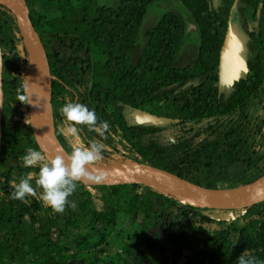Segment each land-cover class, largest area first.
I'll list each match as a JSON object with an SVG mask.
<instances>
[{
  "label": "trees",
  "instance_id": "16d2710c",
  "mask_svg": "<svg viewBox=\"0 0 264 264\" xmlns=\"http://www.w3.org/2000/svg\"><path fill=\"white\" fill-rule=\"evenodd\" d=\"M25 1L48 56L55 131L68 154L74 141L63 131L59 110L72 101L110 125L97 165L148 164L209 189L264 177V0ZM162 1L190 10L197 45L189 43L190 27L178 12L142 28L150 6ZM235 19L246 38L247 70L229 83L220 61ZM0 45V264H237L245 252L264 264V201L203 209L147 185L83 183L68 198L76 209L63 214L33 197L28 203L10 199V181L37 171L24 168L20 157L40 147L27 103L16 100L27 50L16 15L3 4ZM192 47L191 63L176 65ZM142 112L161 120L141 121ZM79 127L84 143L102 139ZM228 214L229 220L210 216Z\"/></svg>",
  "mask_w": 264,
  "mask_h": 264
},
{
  "label": "water",
  "instance_id": "95a60500",
  "mask_svg": "<svg viewBox=\"0 0 264 264\" xmlns=\"http://www.w3.org/2000/svg\"><path fill=\"white\" fill-rule=\"evenodd\" d=\"M16 15L20 34L28 54V67L25 78L32 83L33 103H27L29 123L40 149L54 154L57 149L64 155L68 153L61 146L55 131L52 104V76L44 44L30 18L25 0H0ZM234 34L230 30L221 51L220 70L222 79L232 83L241 70H247V62L234 44ZM241 49V48H240ZM0 53L2 48L0 45ZM3 56L0 58V157L2 148V118L4 105L3 91ZM141 121H158V116L146 112L139 115ZM107 173L102 184H85L89 186L142 184L171 195L182 203L198 208L214 210H236L264 201V177L231 189H209L189 182L166 170L137 162H119L112 165H96ZM215 220H229L230 215L214 216Z\"/></svg>",
  "mask_w": 264,
  "mask_h": 264
},
{
  "label": "clouds",
  "instance_id": "9594fccd",
  "mask_svg": "<svg viewBox=\"0 0 264 264\" xmlns=\"http://www.w3.org/2000/svg\"><path fill=\"white\" fill-rule=\"evenodd\" d=\"M2 56L3 53H0V58ZM33 94L32 83L24 78L16 89V100L33 103ZM59 111L63 117V131L74 141L70 153L64 155L62 150L57 149L50 154L42 148L28 147L20 157L22 166L37 171H28L18 181L15 178L10 181L13 191L9 198L28 203L27 198L33 197L51 207L53 212L63 214L66 208L76 209V202L68 198L76 191L78 184H102L105 181L107 173L96 165L107 149L102 140L107 138L110 125L107 121L98 120L95 110L80 102L69 101ZM79 126H86L102 139L84 143ZM237 264H257V260L250 252H245L238 258Z\"/></svg>",
  "mask_w": 264,
  "mask_h": 264
},
{
  "label": "rangeland",
  "instance_id": "374dc122",
  "mask_svg": "<svg viewBox=\"0 0 264 264\" xmlns=\"http://www.w3.org/2000/svg\"><path fill=\"white\" fill-rule=\"evenodd\" d=\"M101 2H105V3L111 2L112 3V0H101ZM169 11L178 12V13H181L184 15V17L186 19V25L188 27H190L188 29V32L190 31L191 36L187 35V37L190 41L189 43L192 42L193 45H197L198 34H197V30H195V28H194L195 24L191 23V20H192L191 19V12L186 6H184L179 1H165V2L162 1V2H156V3L152 4L149 8L148 14H147L144 22H143L142 28L145 29V28L154 26L157 23V21L160 19V17ZM232 26H234L231 30L232 33L234 34V37H232L233 42L235 45L238 46L240 53L243 54V51L241 52L240 46L245 45V43L243 42L244 34L240 28L241 24L237 21V19H235L233 21ZM140 41L142 43H140L138 45V47L140 48V49L138 48L139 50H141L143 43L145 41L144 37H141ZM195 52H196V50H195V48H193V49H190L189 51H186L185 53L181 54L176 61V65L184 66V65H188L189 63H191L192 57L195 56ZM166 136H167V138H165L164 140H166V142H168L171 139V135L169 134V132H167Z\"/></svg>",
  "mask_w": 264,
  "mask_h": 264
},
{
  "label": "flooded vegetation",
  "instance_id": "af4514ba",
  "mask_svg": "<svg viewBox=\"0 0 264 264\" xmlns=\"http://www.w3.org/2000/svg\"><path fill=\"white\" fill-rule=\"evenodd\" d=\"M232 27H234V26H232ZM241 30H242V28H241ZM240 34V33H239ZM244 37V39H243V42L245 43V45H243V46H240L241 47V52L243 51V54H241L243 57H246V54H245V50H246V38H245V36H243ZM245 46V47H244ZM88 65V64H87ZM86 65V66H87ZM72 73V72H71ZM137 117V116H136ZM55 120V119H54ZM57 131V130H56ZM58 133V132H57ZM62 133H59V135H61Z\"/></svg>",
  "mask_w": 264,
  "mask_h": 264
}]
</instances>
